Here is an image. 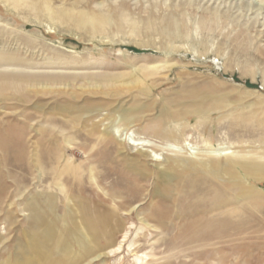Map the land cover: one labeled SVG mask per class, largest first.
I'll list each match as a JSON object with an SVG mask.
<instances>
[{"label": "rangeland", "instance_id": "rangeland-1", "mask_svg": "<svg viewBox=\"0 0 264 264\" xmlns=\"http://www.w3.org/2000/svg\"><path fill=\"white\" fill-rule=\"evenodd\" d=\"M232 160L264 166V0H0V264H264Z\"/></svg>", "mask_w": 264, "mask_h": 264}, {"label": "bare ground", "instance_id": "bare-ground-1", "mask_svg": "<svg viewBox=\"0 0 264 264\" xmlns=\"http://www.w3.org/2000/svg\"><path fill=\"white\" fill-rule=\"evenodd\" d=\"M112 129H115L116 127H115V125L114 124H111V126H110ZM175 160H178V159H174L173 161H175ZM179 161H189V160H183V159H181V160H179ZM181 162V163H182ZM242 162H238V161H234V160H232V161H227V163H226V166H227V168H226V171L225 172H227L228 174H230L231 175V177H232V179H235L236 177H235V175L234 174H232V169H235V170H239V169H244V170H249L250 172H251V174H254V175H259L260 174V172H264V166H261V165H257V164H255V166L253 165V166H247V165H244V164H246V163H242ZM169 164V163H168ZM193 165H196L195 167H203V168H205V169H207V170H209L210 172H211V174L213 175V176H217L218 174H219V172H220V170H219V166H218V162H215L214 160H209L208 162H205L204 164H199V163H193V164H187L186 166H184V167H186V170H188L187 168L188 167H194ZM166 167H167V164H166ZM169 167V166H168ZM170 168V167H169ZM171 169V168H170ZM170 169H166V171H168V172H170L172 175H171V180H173V179H177V177H175V175H178V169H176L175 168V170H170ZM167 172V173H168ZM175 174H174V173ZM180 175V174H179ZM234 176V177H233ZM141 229V228H140ZM129 233H130V231H128V232H126L124 235H123V238H122V242H120L119 244H117L115 247H113L110 251H112L113 253L115 252V251H119L120 249H121V247H122V243H123V241L126 239V238H128V236H129ZM136 235H138V233L136 234ZM134 245V243L133 242H130L129 243V248H132V246ZM97 256H100V255H97ZM148 258H149V254L148 253H143V254H141V255H136V257H135V261L138 263V264H144L145 262H147V260H148Z\"/></svg>", "mask_w": 264, "mask_h": 264}]
</instances>
